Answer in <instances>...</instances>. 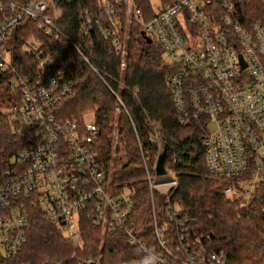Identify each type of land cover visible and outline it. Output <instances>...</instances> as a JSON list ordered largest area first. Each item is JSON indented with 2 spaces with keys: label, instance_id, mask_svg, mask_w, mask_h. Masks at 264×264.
<instances>
[{
  "label": "built area",
  "instance_id": "obj_1",
  "mask_svg": "<svg viewBox=\"0 0 264 264\" xmlns=\"http://www.w3.org/2000/svg\"><path fill=\"white\" fill-rule=\"evenodd\" d=\"M238 2L161 0L146 19L136 0H99L96 11L83 14V23L113 43L122 69L126 49L121 19L126 25L138 24L144 38L159 44L171 67L165 87L176 120L201 121L209 175L222 182L220 191L228 198L256 197L264 228V23L239 18ZM49 7L55 16L59 13L53 0H0V73L10 68L7 40L25 16L38 20L43 35L69 40L46 13ZM42 47L35 38L23 45L35 71L19 75L13 70L10 99L0 110V122L13 137L0 160V264H10L20 253L36 217L54 225L75 246L83 243L84 218L99 228L101 237L123 233L146 264H226L223 250L207 251L188 241L180 212L169 202L177 183L168 172L152 179L144 160L151 197L142 214L130 196L120 195L123 189L112 185L109 170L90 148L94 115H84L82 123L55 116L72 84ZM81 56L107 85L104 74ZM151 138L161 150L158 132ZM153 192L166 197L163 218ZM90 263L98 264L92 258L79 262Z\"/></svg>",
  "mask_w": 264,
  "mask_h": 264
},
{
  "label": "trees",
  "instance_id": "obj_2",
  "mask_svg": "<svg viewBox=\"0 0 264 264\" xmlns=\"http://www.w3.org/2000/svg\"><path fill=\"white\" fill-rule=\"evenodd\" d=\"M98 1L53 0L59 13L55 16L53 7L46 13L54 16L56 26L69 40L45 36L38 30V20L22 18L7 40L11 61L10 68L0 73V88L4 86L0 103L10 99L13 70L19 75L35 71L32 55L22 48L30 38L37 39L44 52L54 58L56 69L72 84L71 93L55 108V116L76 118L82 123L85 114L94 115L96 133L90 148L109 170L114 187L132 189L130 197L139 214L147 209L151 197L143 163L145 160L149 169H153L157 147L151 136L155 130L166 144V170L177 183L169 202L180 212L188 241L207 251L223 250L226 264H264L259 200L228 198L220 191L222 182L209 175L201 145V121L183 124L176 120L165 87V75L171 67L165 62L159 44L153 39L148 42L138 24L126 25L121 19V43L126 49L122 69V56L116 53L113 43L104 39L97 28L86 27L83 14L96 11ZM136 3L144 10V17L149 18L151 1L136 0ZM236 9L239 18L264 23V0H239ZM103 23L107 24L105 20ZM125 34L128 38L124 39ZM75 47L104 74L107 85ZM1 123L0 160L13 141L6 124ZM153 198L157 214L163 218L166 197L153 192ZM81 235L82 245L75 246L54 225L36 217L22 250L10 264H79L88 258L98 264H146L138 248L123 233L101 237L99 228L84 218Z\"/></svg>",
  "mask_w": 264,
  "mask_h": 264
},
{
  "label": "water",
  "instance_id": "obj_3",
  "mask_svg": "<svg viewBox=\"0 0 264 264\" xmlns=\"http://www.w3.org/2000/svg\"><path fill=\"white\" fill-rule=\"evenodd\" d=\"M146 40L148 42L151 41L149 38H147ZM165 159H166V144L165 142H163L161 150L157 151V156L154 164V172L157 176H162L167 174V170L165 167ZM90 264H95V263H90Z\"/></svg>",
  "mask_w": 264,
  "mask_h": 264
},
{
  "label": "rangeland",
  "instance_id": "obj_4",
  "mask_svg": "<svg viewBox=\"0 0 264 264\" xmlns=\"http://www.w3.org/2000/svg\"><path fill=\"white\" fill-rule=\"evenodd\" d=\"M151 1V3H152V6H153V9H158L159 7H160V5H161V0H150ZM164 60H165V62H168L169 61V59L167 58V57H164ZM4 88V86H2L1 88H0V91H2V89ZM6 101V100H5ZM8 104V103H7ZM6 104V105H7ZM3 106V103H0V110H5V108L4 107H2ZM91 113V112H90ZM88 114V113H87ZM86 115V114H85ZM115 143V142H114ZM155 177H156V174H155V172H154V170L152 169V179H155ZM133 194V191H132V189L131 188H129V187H124L123 188V191L120 193V195H122V196H124V197H128V196H131Z\"/></svg>",
  "mask_w": 264,
  "mask_h": 264
}]
</instances>
